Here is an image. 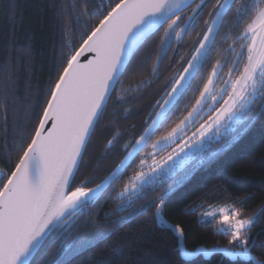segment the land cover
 I'll return each instance as SVG.
<instances>
[{
  "label": "snow or ice",
  "instance_id": "1",
  "mask_svg": "<svg viewBox=\"0 0 264 264\" xmlns=\"http://www.w3.org/2000/svg\"><path fill=\"white\" fill-rule=\"evenodd\" d=\"M88 3L60 6L61 17L69 9L78 12L73 22L79 25L84 18L85 31L79 47L71 41L65 45L27 138H19L14 159L0 168V264H36L38 254L43 264H69L72 256L109 238L130 218L153 209L161 228L175 234L178 255L186 260L215 252L234 262L264 264V251L254 254L264 250V242L258 244L252 235L264 219V205L244 214L252 193L209 204L201 212L200 222L215 224L228 247L191 253L183 244L184 229L165 219L171 194L264 118V0H99L94 9ZM90 16L98 18L94 26ZM201 22L203 30L197 32ZM161 31L153 78L174 44L193 32L198 39L157 93L140 129L115 128L90 167V150L116 85L149 37ZM147 60L135 70L145 68ZM13 82L10 75L0 95L5 120ZM152 83L144 79L121 88L117 99ZM108 159L115 162L105 165ZM82 169L91 174L83 176ZM110 202L113 206L101 217ZM197 207L204 205L187 211ZM82 218L88 223L81 224ZM88 227L94 231L73 238ZM52 237L53 250L44 251Z\"/></svg>",
  "mask_w": 264,
  "mask_h": 264
},
{
  "label": "trees",
  "instance_id": "2",
  "mask_svg": "<svg viewBox=\"0 0 264 264\" xmlns=\"http://www.w3.org/2000/svg\"><path fill=\"white\" fill-rule=\"evenodd\" d=\"M81 2L82 0H0V95L4 94L10 75L14 81L7 97L6 120L3 112L5 105L0 102V168L6 169L8 161L14 159L15 145L19 138H27L26 132L32 127L33 118L39 114L42 101L47 98L49 81L55 78L62 53L67 51L65 45L71 41L79 47L80 33L85 31L84 18L76 25L73 21L79 13L74 15L69 9V14L61 17L60 6ZM98 2L99 0H89L88 7L94 9ZM88 19L94 26L98 18L90 16ZM202 30L203 22L197 32ZM197 32L185 36L182 43L173 45L160 66L158 78L150 75V69L163 32L149 37L145 47L134 58L132 69L116 85L105 119L97 128L96 139L90 150V167L96 162L103 144L115 128L130 131V126L136 125L137 130L140 129L151 109V103L154 98H158L157 93L181 67V57L185 60L188 58L198 39ZM28 50L31 52L30 57ZM146 56L147 66L135 70L137 63L145 60ZM144 79L153 80L152 85L138 92L125 93L122 101L117 99L121 88L135 87ZM125 109L129 110L126 117ZM114 162V159H108L105 165ZM81 171L83 176L91 174L89 169ZM128 174H131V170ZM248 193H252L254 198L244 204L245 215H250L264 205V118L258 120L249 134L221 157L199 170L192 180L171 194L170 202L165 208V219L184 229L183 244L186 249L228 247L227 238L214 231L215 224L205 225L200 222L201 212L209 204L222 205ZM201 204L204 205L203 208L197 207L194 212L187 211L188 208ZM112 206L111 202L105 205L99 215L102 217ZM153 212L154 209L130 218L109 238L72 256L69 264H243L239 259L234 262L215 252L210 255L201 253L186 260L178 255L175 234L171 230L162 229ZM80 222L88 223L83 218ZM93 231L90 227L80 228L73 233V238H84L82 234ZM252 235L258 244L264 242V219L255 225ZM54 239L55 237L50 238L44 251L53 250ZM261 251L264 250L255 249L254 254L260 256ZM36 264H43L41 254L37 255Z\"/></svg>",
  "mask_w": 264,
  "mask_h": 264
},
{
  "label": "rangeland",
  "instance_id": "3",
  "mask_svg": "<svg viewBox=\"0 0 264 264\" xmlns=\"http://www.w3.org/2000/svg\"><path fill=\"white\" fill-rule=\"evenodd\" d=\"M153 139H155V137L153 138ZM207 209H205V210H203V211H206ZM202 211V212H203ZM200 217H201V215H200ZM201 249H210V248H204V247H197V248H195V249H193V250H189V249H187L189 252H191V253H196V252H198V251H200ZM212 249V248H211ZM202 253V252H201Z\"/></svg>",
  "mask_w": 264,
  "mask_h": 264
},
{
  "label": "flooded vegetation",
  "instance_id": "4",
  "mask_svg": "<svg viewBox=\"0 0 264 264\" xmlns=\"http://www.w3.org/2000/svg\"><path fill=\"white\" fill-rule=\"evenodd\" d=\"M150 111H151V109H150Z\"/></svg>",
  "mask_w": 264,
  "mask_h": 264
}]
</instances>
